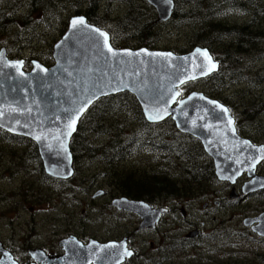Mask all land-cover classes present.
<instances>
[{
  "label": "water",
  "instance_id": "water-1",
  "mask_svg": "<svg viewBox=\"0 0 264 264\" xmlns=\"http://www.w3.org/2000/svg\"><path fill=\"white\" fill-rule=\"evenodd\" d=\"M144 1L156 12L159 24L172 18L173 0ZM51 57L52 66L31 61L26 72L22 60H10L7 51L0 49V130L34 143L48 177L62 181L73 177L70 142L80 120L98 100L127 93L136 99L148 124L170 119L179 133L199 141L218 181L234 184L246 173L252 180L243 193L264 188V178L254 177L256 166L264 160V146L238 137L228 109L217 100L201 92L181 93L182 87L218 72L219 65L207 49L195 47L182 55L117 49L105 30L74 16ZM116 206L143 212L140 203L123 199ZM71 240L62 242L71 257L66 264H121L130 257L128 251L112 256L115 245L111 243L93 241L83 247L72 245ZM34 256L38 259L37 253ZM0 264L14 263L10 259Z\"/></svg>",
  "mask_w": 264,
  "mask_h": 264
},
{
  "label": "flooded vegetation",
  "instance_id": "flooded-vegetation-1",
  "mask_svg": "<svg viewBox=\"0 0 264 264\" xmlns=\"http://www.w3.org/2000/svg\"><path fill=\"white\" fill-rule=\"evenodd\" d=\"M231 9L237 10L247 16L259 14L257 8L251 11L236 8ZM247 26H250V30L253 28L252 20L249 25L240 24L231 25L230 27L244 29ZM256 33L258 32H251V42L247 45L252 47V49L246 51L247 53L243 56V59H245L244 57L252 56L253 52L258 49V41L255 39ZM263 42L264 40L261 41V43ZM209 53L211 54L210 51ZM211 56L213 61L218 63L220 69V61H223L225 57L219 54L216 55V53H214V56L211 54ZM243 59L239 64L240 69L243 66L245 68ZM227 68L223 70L221 77L228 76L226 72ZM232 72L230 69L228 74ZM217 73L204 81H208ZM238 74L240 73H237L234 77H237ZM227 79L229 78L227 77ZM225 81L228 80H223V82ZM181 93L183 96L185 95L184 92ZM256 98V100L252 98L248 104L257 108L259 104H256V102H264V97L258 98L256 96ZM225 99L217 101L228 109L234 121L238 137L256 147L264 146V125H262L263 119L261 118L264 116V112L258 113L253 117L249 113H246V107L242 106L244 108L238 114L235 108L239 107V104L235 103L231 105L225 102ZM226 100L229 101L228 99ZM0 132H2L0 140L3 139L2 134L19 139L18 137L8 135L2 130ZM176 132L178 131L176 130ZM15 144L17 143L15 142L11 145L19 146ZM20 147L28 148V146L22 144ZM30 148L33 149L34 147ZM35 150L37 151V147ZM26 153L29 158L27 164L30 163V165L32 164V166L36 167L33 163L34 155L30 154V152ZM149 157L154 162L158 160V157ZM37 158L40 161L39 168H41V172L43 171L45 178L53 179L45 174L38 151ZM208 160L211 161L210 158ZM27 164H25V167H28ZM13 165L8 161L7 167L3 166L0 169L8 171ZM36 168L37 170L39 169L38 167ZM73 170L74 175H77L75 161L73 162ZM0 175L1 177L4 176L2 173ZM17 175L21 177V182H24L20 186L22 189L20 195L23 199L18 196L21 203L19 208H23V211L20 213L21 209L14 210L13 207L17 205L11 207V209H13L12 214L14 215L15 211H17V219H21L23 212H25L24 207L28 208V215L33 216V212H36V210L35 206L31 205L41 204H38L39 197L37 199V196L40 194L33 193V196H26L29 193V183L24 180L28 179V174L18 171L13 174L8 173L4 177L10 180ZM254 177L264 178V160L256 166ZM53 180L66 183V181L58 179ZM251 180L252 178L244 173L234 184L220 182L216 179L212 186L206 183L203 185L195 183L191 186L192 188H190L189 192L184 194L175 192H159L155 194L142 191L139 196L140 198H133L123 193L112 182L111 176H106L102 179L105 187L95 188L94 186L90 190L91 194L88 200L93 204L99 200H103V208L105 210L103 214L106 216L105 223H107L109 217L112 219L109 226H104L97 231L99 235L85 237L81 233H69L59 237L55 241L49 239L50 241L43 240L36 242L33 236L15 238L6 233L4 237H0V263L4 261L7 263L9 261L10 263L11 259L14 264H61V261L62 264H66L67 261L71 262V257L67 254L62 242L73 238L74 240H71L73 241L72 245L81 244L83 247L88 246L93 241L99 244L111 243L113 246L115 245L111 253L112 256L117 253H127L128 251L130 257L124 259L121 264H264V188L257 189L248 194L243 193L242 189L244 185ZM0 182L8 181L0 180ZM87 185L89 184L87 183ZM84 186L85 183L82 184V188ZM85 187L88 189L87 186ZM72 193L70 188L68 190L64 188L61 195L63 198L69 195V199L78 195ZM96 194L101 195L95 197ZM121 199L140 203L143 207V212L140 214L127 209H118L116 202ZM42 200V204L50 201V199L46 198ZM9 208L10 206H8L7 213L10 211ZM14 217L16 218V216ZM15 218L7 220L13 223ZM101 219L102 214L98 215L97 220L93 221L92 224L98 223L101 225L99 223ZM152 219H155V221H152ZM25 225L27 226L28 224L26 223ZM30 225L37 230L34 223ZM19 226L22 225L20 224ZM12 228L13 225L10 229ZM31 229L32 227L29 226V232H31ZM42 232H51L53 236L57 233L55 227ZM146 236H152L154 242L148 243ZM34 253H37L38 259L35 258Z\"/></svg>",
  "mask_w": 264,
  "mask_h": 264
},
{
  "label": "trees",
  "instance_id": "trees-1",
  "mask_svg": "<svg viewBox=\"0 0 264 264\" xmlns=\"http://www.w3.org/2000/svg\"><path fill=\"white\" fill-rule=\"evenodd\" d=\"M128 4L126 13L117 18L112 19L110 26L114 29L111 31L106 27V32L110 36L111 45L117 49H138L144 48L148 50H158L160 42V32L156 30L161 28L162 24L157 23L154 17V10L144 0H124ZM178 6L180 2L192 4L195 6L194 11H198L208 4L209 0H173ZM215 7L236 8L242 10H254L257 8L260 15L264 12V0H210ZM77 4L73 6L76 15H82L88 23L101 27L104 23H108L106 15L111 9L110 0H76ZM23 5L17 12V7ZM5 5L0 11V37H4L5 41L10 45H14L16 39L20 36L21 31H26L38 22L34 16L41 15L52 18L53 11H57L59 6L53 0H5ZM81 7L79 9L78 7ZM253 6V7H252ZM185 10L182 12L177 10L174 12L173 18L178 16H187ZM52 14V15H51ZM190 15L199 17L198 13L193 11ZM207 18L214 20L210 21ZM212 17H199V25L191 37V49L201 47L208 49L214 56L218 53L225 57L220 61L221 67L219 72L211 79L218 88L224 83L221 80V73L225 68L227 77L232 81L236 80L238 67L243 56L247 53L249 47L247 44L251 42V31L249 29H237L230 27L223 20L214 19ZM51 20L48 18L47 25L50 27ZM68 21L64 23L63 34L67 28ZM11 27L16 29V34H11ZM22 29V30H21ZM102 29V28H101ZM104 30V29H103ZM61 32V33H62ZM258 37V45L264 40L263 29L256 33ZM117 37V39L115 38ZM15 41V42H14ZM22 41V40H21ZM21 43L20 41L18 44ZM175 54H184L186 51L182 48L166 49ZM44 66H48L47 61H42ZM232 69V73L228 74V70ZM189 86V85H188ZM188 86L183 87L182 92H188ZM259 106L246 105V113L253 117L258 113L264 112V102L257 101ZM126 116L127 120L135 124V127L123 126L124 120L120 119V115ZM115 117L110 124L105 127L102 121H107ZM95 128H99L98 134H106V137L113 133L110 141L106 145L92 143L89 139ZM1 131V130H0ZM2 132H0L1 134ZM2 142L7 144L21 143L28 146L27 152L34 155L33 163L39 168L40 161L37 158L35 144L27 140L15 139L4 134ZM8 141H6V140ZM34 147L31 149L30 147ZM30 148V149H29ZM70 150L73 155V162H78L82 157L88 159L100 160L101 164L110 171H116L112 174V182L121 189L123 193L133 198H140L142 191L152 193H187L190 187L195 183L209 186L214 185L216 179L213 171L212 161L204 154L200 143L186 135L176 132L174 124L167 120L160 124H148L143 116L136 99L130 94H119L98 100L86 112L80 120L77 131L70 142ZM144 150L150 156L158 157L154 163L148 164L145 168H136L128 171L130 168L120 170L116 166L127 159H131L133 155ZM155 164V165H154ZM154 165V167H153ZM129 166V165H127ZM127 166H124L125 168ZM45 178L41 168L38 169ZM58 188H62V182ZM68 190V189H66ZM63 191L58 194L61 195ZM145 196V195H142Z\"/></svg>",
  "mask_w": 264,
  "mask_h": 264
},
{
  "label": "rangeland",
  "instance_id": "rangeland-1",
  "mask_svg": "<svg viewBox=\"0 0 264 264\" xmlns=\"http://www.w3.org/2000/svg\"><path fill=\"white\" fill-rule=\"evenodd\" d=\"M23 1L24 0H20V2ZM53 1H55L59 6L58 10L53 11L52 13L54 17L50 18L49 14L46 16H34L38 22H36L32 28L27 29V32L21 31L19 33L20 36H18L16 39L17 42L14 45L10 46L5 41L4 37H0V49L4 48L7 51L8 59L22 60L24 62V70L26 72L30 70L31 61H39L41 64L42 61H47L49 65L45 67L52 66V49L63 35L62 31H64V23L67 22L71 17L77 16L75 10L73 9V6L77 4L76 0ZM109 5L111 9L106 15L108 23H104L100 28L106 30V27H108L111 31H114L112 27H109L111 21L108 17L111 15V18L114 20L123 16L126 13V9H128V4L124 0H110ZM4 6L6 7L5 0H0V11H2ZM176 7L180 12H182L184 9V14L187 16H183V14L181 16L177 15V17L169 20L167 23L162 24L160 29L156 27V30L160 32L161 39L157 46L158 50L168 51L166 49L179 47L185 49L184 51L188 53L191 50V37L194 31L197 30L196 28L201 21H199L200 16H202L203 19V17H212V15L215 14L214 19H221L229 25H249L252 20L253 28L250 30V26L246 27L251 32H258L259 30L261 31L264 26V12L262 15L259 13L257 15L253 14L251 16H247L231 8H217L210 0L206 6H203V8L198 11H194V5L182 2H180L178 6L176 5ZM20 8H23V5H19L17 10L14 12H17ZM78 8L81 9L80 6ZM260 9H263V7H260ZM191 11H193V14L197 12L199 17L190 15ZM154 17H156L155 14ZM48 18L51 20L50 27L47 25ZM207 19L214 21L209 18ZM10 29L12 35L16 34L17 31L15 28L11 27ZM115 38L117 39V37ZM255 39L258 41L257 36ZM19 41L21 43L18 44ZM263 47L264 42L258 45V49L253 52L252 56L244 57L246 59V63L245 59L242 58L245 68H243L244 66L241 69L240 67L238 68L240 77H237L234 82H232L230 79H227L226 76H222L221 80L228 81H225L222 86L218 88L214 85L212 79H209L208 81H201L189 85L188 92L186 94L192 92H201L215 100L226 98L229 101L225 99V102H228L231 105L238 103L239 107H236L235 111L238 114L241 113V110L244 108L242 106L246 107L252 98L256 100V96L258 98L264 97ZM216 55L218 54L216 53ZM261 118L263 119L262 125H264V116ZM114 119L115 117H112L107 121H102L101 124L107 127L106 125L110 124V122ZM120 119L124 120L123 126L125 125L129 128L135 127V124L127 120L126 116L123 114L120 115ZM98 130L99 128H95V131L91 133L89 137L90 141L102 146L106 145L113 136V133L106 137V134H98ZM15 145L19 146L7 144L0 140V168L3 166L7 167L8 161L14 164L13 167L8 171H3L0 169V174L2 173L5 176L8 173L13 174L18 171L28 174V179L24 180L25 182L29 183V193L26 196H33V193L40 194L37 196V199L39 197L38 204L41 205H31L35 206L36 210V212H33V216H29L28 208L24 207L25 212H23L22 218L17 219L18 212L15 211V214L13 215V209H11V207L17 205L13 207L14 210L21 209L20 213H22L23 208H19L21 204L19 197L22 198L20 195L22 192L20 186L24 182H21V177L19 175L11 178L10 180H7L4 176L1 177L0 175V180L8 181L0 182V237H4L6 233H8L9 236H14L15 238L33 236L36 242L43 240L50 241L49 239H53V241H55L58 240L59 237L69 233H81L85 237H92L99 235L97 231L100 228L110 225V222L112 221L111 217H109L107 223H105L106 216L103 214V211H105L103 208V200H99L94 204L88 200L91 194L90 190L94 188V186L95 188H104L105 185L102 179L106 176H112V174H115L116 171H110L107 169L101 164L100 160H90L86 156H80L82 159L76 162L77 175H74L71 179L66 180V183H63L62 188H58L60 185L58 181L44 178L36 167L32 166V164L30 165V163L27 164L29 158L27 156L28 154L26 153V150L28 148L20 147L21 143L19 142ZM149 156L150 154L148 152H144V150H142L131 157V159H127L124 162H121L119 165L115 163V165L120 167V170L130 168V166L133 165V167L128 171L134 170L138 167L145 168L148 166V164H152V162H154ZM25 164H27L28 167H25ZM124 166L127 167L125 168ZM84 183L88 189H86L85 186L82 188V184ZM87 183L90 186L87 185ZM64 188H70L73 192L72 194L78 195L73 196L70 199L69 195H66V197L63 198V196L59 195L58 193L63 191ZM43 198L50 199V201L44 202L42 204ZM8 206H10L9 213H7ZM100 214H102V219L99 222L101 225L98 223L92 224L93 221L95 222L97 220V216ZM14 216H16V218ZM14 218L15 220H13V223H10L7 220ZM26 223L28 224L27 226L25 225ZM29 223H34L38 231L35 230L34 227ZM20 224L22 226H19ZM12 225L13 228L10 229ZM29 226L32 227L31 232H29ZM53 227H55L57 231L55 236H53L51 232H42ZM146 237L148 243L154 242V238L152 236Z\"/></svg>",
  "mask_w": 264,
  "mask_h": 264
},
{
  "label": "bare ground",
  "instance_id": "bare-ground-1",
  "mask_svg": "<svg viewBox=\"0 0 264 264\" xmlns=\"http://www.w3.org/2000/svg\"><path fill=\"white\" fill-rule=\"evenodd\" d=\"M177 10V7H176V5H175V9H174V12ZM174 12H173V15H174ZM192 12V11H191ZM173 15H172V18L171 19H173ZM249 22V21H248ZM254 32V31H253ZM124 200V202L125 201H128V202H130V203H137L136 201H129V200H127V199H123ZM125 204V203H124ZM128 204V203H127Z\"/></svg>",
  "mask_w": 264,
  "mask_h": 264
},
{
  "label": "snow or ice",
  "instance_id": "snow-or-ice-1",
  "mask_svg": "<svg viewBox=\"0 0 264 264\" xmlns=\"http://www.w3.org/2000/svg\"><path fill=\"white\" fill-rule=\"evenodd\" d=\"M81 23L83 22L82 20L80 21ZM74 23H76L75 21H74ZM170 55V54H169Z\"/></svg>",
  "mask_w": 264,
  "mask_h": 264
}]
</instances>
